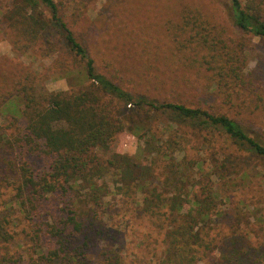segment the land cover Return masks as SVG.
<instances>
[{
    "label": "trees",
    "instance_id": "trees-1",
    "mask_svg": "<svg viewBox=\"0 0 264 264\" xmlns=\"http://www.w3.org/2000/svg\"><path fill=\"white\" fill-rule=\"evenodd\" d=\"M231 3L236 37L221 36L190 11L182 25L171 27L172 47L155 54L168 63L173 45L178 52L193 51L200 68L210 73L213 92L240 100L249 91L244 68L253 37H260L264 49V0ZM63 7L55 0L0 1V30L16 57L28 56L40 44L46 55L57 56L54 75L75 72L86 79L74 90L49 94L38 88L36 75L25 65L13 63L8 76L0 74V117L12 118L0 126V147L16 155L11 168L15 193L0 214V243H13L19 233L10 227L25 221L37 254L30 255L25 242L21 250L28 252L27 259L0 246V264H125V242L117 241L123 233L97 219L104 209L109 212V196L133 198L139 212L163 232L164 246L154 264H204L207 259L218 264L211 262L210 233L223 215V202L231 201L224 188L237 190L256 177V168L246 164L249 158L264 163V143L251 137L240 119L215 108L135 95L99 72L91 51L63 21ZM112 48L114 55L117 48ZM157 122L161 125L154 129ZM125 129L137 136L138 151L110 153L112 136ZM219 141L228 146L217 150ZM190 147L199 157H189ZM230 148L247 159L237 164V157L226 152ZM208 151L211 159L203 156ZM29 157L45 160L43 169L34 171ZM53 201L63 207L48 220L41 210ZM99 242L105 247L100 249ZM254 258L264 264V255L243 250L222 257V264H249Z\"/></svg>",
    "mask_w": 264,
    "mask_h": 264
},
{
    "label": "rangeland",
    "instance_id": "rangeland-1",
    "mask_svg": "<svg viewBox=\"0 0 264 264\" xmlns=\"http://www.w3.org/2000/svg\"><path fill=\"white\" fill-rule=\"evenodd\" d=\"M0 1L9 4V0ZM55 1L64 3L60 12L63 21L91 51L99 72L121 82L125 89L135 95L154 97L157 100L167 98L171 102H180L191 107L204 104L206 108H215L232 118L240 119L250 136L264 143V101H258V97L264 100V49L260 43H254L250 56L245 59L244 72L248 75L250 85L249 91L240 100L236 99L235 95L229 100L226 95L220 93V96L213 92L210 73L200 68L193 51L178 52L176 45H173L174 56L168 63L158 61L161 56L155 54L157 50H167L170 45L172 47L170 29L172 26L182 25L184 16L190 11L195 15L201 14L209 27L216 28V33L221 36L236 37L232 26L231 0ZM0 39H5L1 30ZM112 47L117 48L114 55ZM44 49L45 47L39 44L28 56L16 57L15 60L0 54V74L8 76L7 72L15 65L13 63H19L27 66L36 75L38 88L45 89V82L54 75L55 70L52 67L57 56L46 55ZM47 59L52 62L46 65L44 61ZM65 78L70 90L86 82L85 75L75 72ZM244 99L247 101L242 104ZM10 119L12 118L0 117V126H8ZM20 124L23 125V121ZM158 125L161 123H155L154 129ZM226 146V143L219 141L214 147L222 150ZM5 150L7 149L0 147L2 215L3 212L6 213L5 207L15 193L11 168L16 161V155L14 153L10 156ZM208 152L203 154L207 159L212 157L211 151ZM226 152L232 157H237L233 160L237 164H242L247 159L245 153H238L233 148ZM189 153L192 159L199 157L192 147L189 148ZM249 159V164L246 165L256 168V177L252 178L248 185L237 190L224 188V196L231 197V201L223 202V215L217 218L218 225L213 227L210 233L214 248L211 260L213 263L222 264V257L242 250L257 257L264 255V163ZM28 162L36 172L41 171L46 164L45 160L38 157H29ZM206 166L207 164L205 168ZM155 174L158 175L159 171L155 170ZM106 201L109 212L104 209L97 219L123 233L117 241L122 238L125 242V264L156 263L164 246V235L154 225L155 221L151 216L142 215L133 203V198L109 196ZM48 203L43 206L41 212L50 220V214L59 213L63 204L58 201ZM9 230L19 234L15 235V241L9 245L0 243L3 249L6 247L12 254H23L21 247L25 242L24 247L30 250V255H37L33 252V242L29 241V228L25 221L18 227L11 226ZM22 230L27 233L22 234ZM77 243L81 244L83 240ZM99 245L100 249L105 247L102 242H99ZM217 252L218 256L215 254ZM27 253H24L26 259ZM256 259L252 260L253 264H256ZM252 261L249 264H252ZM204 264H210V261L207 259Z\"/></svg>",
    "mask_w": 264,
    "mask_h": 264
},
{
    "label": "clouds",
    "instance_id": "clouds-1",
    "mask_svg": "<svg viewBox=\"0 0 264 264\" xmlns=\"http://www.w3.org/2000/svg\"><path fill=\"white\" fill-rule=\"evenodd\" d=\"M252 42L259 43L260 37H253ZM0 54L15 60L16 54L13 50V45L11 43L10 38L0 39ZM44 62L47 65L50 64L52 60L47 59ZM245 71H247V69H245ZM44 87L49 94L70 91V86L67 83V79L59 75L51 76L48 81L45 82ZM138 148L139 143L137 140V136L134 133L127 131V129L115 133L112 136L111 142L109 144L110 153H114L116 155L133 156L138 151ZM215 254L217 256L219 255L218 252Z\"/></svg>",
    "mask_w": 264,
    "mask_h": 264
}]
</instances>
